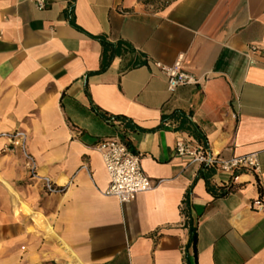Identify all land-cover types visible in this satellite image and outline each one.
<instances>
[{
    "label": "crops",
    "instance_id": "crops-1",
    "mask_svg": "<svg viewBox=\"0 0 264 264\" xmlns=\"http://www.w3.org/2000/svg\"><path fill=\"white\" fill-rule=\"evenodd\" d=\"M45 2L0 0V264H264V209L251 206L264 201V0ZM98 35L146 62L115 57L98 72ZM179 60L196 82L169 92L157 64ZM15 131L23 144L9 149ZM110 137L153 184L130 202L105 194L96 145ZM178 140L255 154L259 171L229 179L177 156Z\"/></svg>",
    "mask_w": 264,
    "mask_h": 264
},
{
    "label": "built area",
    "instance_id": "built-area-1",
    "mask_svg": "<svg viewBox=\"0 0 264 264\" xmlns=\"http://www.w3.org/2000/svg\"><path fill=\"white\" fill-rule=\"evenodd\" d=\"M35 6L42 10L46 7L45 0H33ZM255 50V48L253 47ZM161 67L166 75L167 90L174 92L175 89L184 84L195 83L196 80L183 68L181 61H177L171 67ZM24 133L13 132L9 137V149L22 146ZM96 147L102 153L105 170L108 175L109 184L105 190L106 195L116 197L120 202H130L142 192L153 187L151 180L145 175L141 167V157L134 154L128 144L119 137L106 138L97 143ZM177 156L189 158L190 162L196 163L206 169H212L217 173L227 176L229 179L235 177L241 170L251 172L259 171V162L255 154H245L223 158L212 152L208 146L192 141L178 140L174 145ZM25 167L33 177H38L33 160L23 151ZM42 187L45 192H58L60 189L48 178H42ZM251 206L256 210L264 209V201L258 199Z\"/></svg>",
    "mask_w": 264,
    "mask_h": 264
},
{
    "label": "trees",
    "instance_id": "trees-1",
    "mask_svg": "<svg viewBox=\"0 0 264 264\" xmlns=\"http://www.w3.org/2000/svg\"><path fill=\"white\" fill-rule=\"evenodd\" d=\"M93 38L98 40L102 47L101 58H100V68L98 72L105 71L108 68L111 61L113 60V58L115 57H122L125 60H127V64L125 68L137 67L146 62L144 55L138 53L135 50V48L129 42L125 40L120 39L115 42H112V41H109L103 35L93 36ZM168 117H172V118L179 120L177 129L186 131L189 135H191L197 141L205 142L203 134L200 132L199 127L191 121L189 113L185 114L184 112H181V111H174ZM108 118L119 120L120 122L124 123L126 126H128L130 123L129 120L124 116L112 115V116H109ZM209 173L210 171L205 172L204 170H201L199 175L203 176L206 179L208 189L211 190L213 193H215L209 187V184L207 181V177L209 176ZM223 193H224V190H221L219 194H223ZM190 232H191V239L194 240V237H195L194 227L190 226Z\"/></svg>",
    "mask_w": 264,
    "mask_h": 264
}]
</instances>
